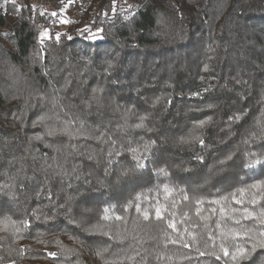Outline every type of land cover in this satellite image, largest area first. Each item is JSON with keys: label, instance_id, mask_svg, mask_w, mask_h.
Here are the masks:
<instances>
[{"label": "trees", "instance_id": "16d2710c", "mask_svg": "<svg viewBox=\"0 0 264 264\" xmlns=\"http://www.w3.org/2000/svg\"><path fill=\"white\" fill-rule=\"evenodd\" d=\"M81 1L94 17L80 31L49 27L30 0L0 11V220L20 228L0 223V264H234L222 244L249 249L240 264H264V248L251 251L261 226L242 219L245 207L264 212V189L249 187L264 181V163L247 166L264 161V0ZM140 117L146 127L136 128ZM65 121L88 135H46ZM144 145L145 167L132 171L128 149ZM130 202L174 203L181 231L154 212L144 221ZM104 209L113 219H101ZM235 220L252 240L225 235ZM97 223L126 239L84 231Z\"/></svg>", "mask_w": 264, "mask_h": 264}, {"label": "snow or ice", "instance_id": "6c2138e0", "mask_svg": "<svg viewBox=\"0 0 264 264\" xmlns=\"http://www.w3.org/2000/svg\"><path fill=\"white\" fill-rule=\"evenodd\" d=\"M12 2L15 3V0H12ZM52 15L55 16L56 13L54 12V13H52ZM58 38H59V34H57V39ZM96 91L100 92L101 90L97 89ZM194 95H200V93H194ZM238 118L239 117H237V119ZM47 119H49V118L46 117V116L45 117H41L40 121H38V123H43ZM146 119H147V117H140V123L136 124L135 127L136 128L146 127V124L144 123V121ZM75 123H76L75 121H65V122H63L62 127H59V128L49 127L47 129V131H46V135L47 136L62 135V136H67L70 139L74 138V137H78V136H86V135H88L86 130H84V128H83V122L82 121L80 122V127H78V128L74 127ZM204 123H206V122H202L200 127H203ZM257 123L260 124V121H257ZM252 135H253V137L256 136L255 133H253ZM261 135L264 136V131H262ZM42 138L43 137H41V136L34 137V139H37V140H40ZM194 139L198 140L199 143H201V144L204 143L203 139H201L200 137H194ZM128 150L133 153V159L136 161V169H134L132 171H138L139 169L144 168L145 164L141 163V161L142 160H147L149 158L150 153H151L150 146L144 145L143 152H139V150L135 149V148H129ZM250 155H255V154H250ZM199 159H202V158H199ZM261 163H264V161L256 159L252 163H249L247 166L251 168V167H254L255 164H261ZM124 175H128V173H125ZM163 187H164L165 193H170V188H169L168 185H164ZM249 187L251 189H257V188L264 189V181H258L257 183H255L253 185H250ZM0 191H2V189H0ZM239 191H240V194L243 195L244 190H239ZM231 195H232V198L236 200V203H238V204H242L243 203V200L236 199L235 193H233ZM262 198H264V197H262ZM134 199L138 201L139 200V196H137ZM183 199L187 200L188 196L184 195ZM221 199L222 200H227L228 197H221ZM195 203L197 205H200V204L204 203V200L202 198H196L195 199ZM210 203L219 204L220 201L219 200L210 201ZM251 203L255 204L256 200L253 199L251 201ZM133 206L136 208L137 211H141L142 218H143L144 221H149L150 217L153 215V212H154V218L157 221H165L166 224H167V227L170 228V229H173L177 233H179L181 231L180 229H177V221L175 219L176 213L174 211H170V208L174 209L176 207V205L174 203L171 204V205H167V204L160 205V204L156 203V204L152 205V210L141 209V205H140L139 202H136L134 205L130 202L127 205V207H133ZM211 211L213 213H215L216 210L212 209ZM220 211L224 212L223 207L220 208ZM103 213H104V215L101 218L102 220L108 221V220L113 219V217L109 215V210L108 209H104ZM166 213H167V217H166ZM196 214L198 216L200 215V210L199 209H197ZM185 217H187V213H183L181 218H180V220L178 222L180 224H184L185 223V219H184ZM114 218L116 220H121V221L123 220V217H119V216H116ZM201 219H203L205 221V225H207V221L210 219V217L201 216ZM242 219H247V220H253L254 219L261 226V231H260V237L261 238L259 239L258 243H252L251 251H255L257 247L264 248V212H261L259 215H257V214H255L253 212H250L249 209L247 207H245L243 209ZM0 223H2L5 227L10 225L11 227H13V229L16 232L20 231V228L16 227V222L13 221L11 219V217H7V216L4 217L2 220H0ZM22 223L25 226L28 225V221H23ZM234 223L236 225H238L239 228H231V229H229L228 233L225 234L226 236L227 235H231V237L233 239L243 238L246 241L252 240V235H251L252 232H253L252 228H246L241 223V220H235ZM194 227H199V225H195ZM84 231L87 232V233H90V234L98 233V234H101V235H104V236H108V237H110L111 239H114V240L118 239L121 242H123L126 239V237H123V236H113L110 231L106 230V226L103 223H97V224L91 225V226L85 228ZM183 232L185 234L189 235L193 242H197L198 241L197 233L189 232V230L187 228H183ZM166 235H168V234L166 233ZM168 242L172 243V244H176V243L179 242V243L183 244V247H186V248L192 247V245L190 243H188L187 241H177V240H171L170 239ZM196 250L199 252V254L201 256L206 254L204 252H200L199 248H197ZM106 251H107L106 248L105 249H97L96 255L101 257V258H103L104 253ZM221 251H222L223 256L224 257H229L234 262V264H240L241 261H244V260L248 259L250 254H251L249 249L244 247L242 244L234 245L233 246V250L231 251V253L229 252V249L224 247L223 244H222L221 245ZM69 253L71 254V250H69ZM208 254L212 255V256H215L217 260L221 259V256L216 255L215 252L208 253ZM49 255L55 257L57 254L53 252V253H49ZM164 258H165V256H164L163 253L157 254L154 257V259H156L158 261L162 260ZM128 259H134V257H128ZM168 259H171V258L168 257ZM186 259H189V257H186ZM105 264H107V261L105 262Z\"/></svg>", "mask_w": 264, "mask_h": 264}, {"label": "rangeland", "instance_id": "374dc122", "mask_svg": "<svg viewBox=\"0 0 264 264\" xmlns=\"http://www.w3.org/2000/svg\"><path fill=\"white\" fill-rule=\"evenodd\" d=\"M20 1V0H19ZM33 7L37 8L39 11L46 12L47 18H48V24L51 28H67L71 27L74 30H81L85 26H88L90 24V19L87 15H89V11L83 12L84 3L81 0H67L59 9L57 6H55L52 2V0H30ZM12 2V0H5L2 4V7L0 11H4L8 8L9 4ZM90 2V0H89ZM56 13L55 16L52 15V13ZM128 12V11H126ZM131 13V11H129ZM93 19V18H92ZM10 22L14 21L13 16H10L9 18ZM47 26H44L41 35L48 36L52 30Z\"/></svg>", "mask_w": 264, "mask_h": 264}, {"label": "built area", "instance_id": "2783aa9c", "mask_svg": "<svg viewBox=\"0 0 264 264\" xmlns=\"http://www.w3.org/2000/svg\"><path fill=\"white\" fill-rule=\"evenodd\" d=\"M4 1L5 0H0V9H1V7H2V4L4 3ZM92 11H89V14L91 13ZM128 14V12H126V11H122L121 12V16H126Z\"/></svg>", "mask_w": 264, "mask_h": 264}, {"label": "bare ground", "instance_id": "6f19581e", "mask_svg": "<svg viewBox=\"0 0 264 264\" xmlns=\"http://www.w3.org/2000/svg\"><path fill=\"white\" fill-rule=\"evenodd\" d=\"M90 1H92V0H90ZM89 10V9H88ZM88 16V18L90 19L89 21L91 22L92 21V18L94 17V12L92 11L89 15H87Z\"/></svg>", "mask_w": 264, "mask_h": 264}]
</instances>
